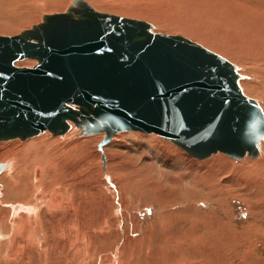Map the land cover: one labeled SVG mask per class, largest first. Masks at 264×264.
<instances>
[{"label":"rangeland","instance_id":"rangeland-1","mask_svg":"<svg viewBox=\"0 0 264 264\" xmlns=\"http://www.w3.org/2000/svg\"><path fill=\"white\" fill-rule=\"evenodd\" d=\"M86 1L97 11L148 21L153 32L184 36L226 58L242 76L244 94L264 111V0ZM72 3L0 0V35L19 34ZM37 63L23 59L17 66ZM73 126L76 143L65 138L72 129L64 135L49 131L38 147L24 152L25 158L41 150L51 164L24 162L28 166L15 178V156L1 159L14 170L0 168V264H264V140L257 158L236 160L218 152L199 159L156 133L123 131L104 146L107 176L98 148L105 133L85 135ZM35 137L10 140L29 148ZM217 156L224 160L208 164ZM4 179L15 180L14 189ZM53 192L62 197L55 202L60 208L50 200ZM23 203L26 208L18 209ZM33 204L41 206L33 212Z\"/></svg>","mask_w":264,"mask_h":264},{"label":"water","instance_id":"water-1","mask_svg":"<svg viewBox=\"0 0 264 264\" xmlns=\"http://www.w3.org/2000/svg\"><path fill=\"white\" fill-rule=\"evenodd\" d=\"M73 0L66 12L14 36L0 35V141L44 131L156 133L206 158L257 157L264 112L240 86L237 67L181 35ZM36 58L34 67L15 62ZM5 164L0 163V168Z\"/></svg>","mask_w":264,"mask_h":264},{"label":"bare ground","instance_id":"bare-ground-1","mask_svg":"<svg viewBox=\"0 0 264 264\" xmlns=\"http://www.w3.org/2000/svg\"><path fill=\"white\" fill-rule=\"evenodd\" d=\"M86 1V0H85ZM87 2V1H86ZM89 3V2H88ZM2 4V3H1ZM90 4V3H89ZM92 6V5H91ZM93 7V6H92ZM94 8V7H93ZM95 9V8H94ZM61 13V12H60ZM116 15V14H115ZM124 17V16H123ZM127 18H129V17H127ZM134 19V18H133ZM137 20H139V19H137ZM145 21V20H144ZM146 22H148V21H146ZM149 23V22H148ZM152 28H153V26H152ZM152 28H151V31H152ZM153 32V31H152ZM189 32V31H188ZM186 33V32H185ZM168 35H170V34H168ZM193 36H195V35H193ZM184 37V36H183ZM196 37L198 38V39H201L200 37H199V35H196ZM186 38V37H185ZM190 40V39H189ZM204 40V39H203ZM192 41V40H191ZM192 42H194V41H192ZM203 42V41H202ZM194 43H196V42H194ZM198 44V43H197ZM200 45V44H199ZM202 46V45H201ZM203 47V46H202ZM205 48V47H204ZM24 59H34V60H36L37 62H39L36 58H24ZM23 60V59H22ZM19 61V60H18ZM18 61H16L15 62V65L17 66V62ZM38 64V63H37ZM36 64V65H37ZM19 67V66H18ZM238 71V70H237ZM239 83H240V80H239ZM243 91V90H242ZM244 93V92H243ZM259 104V103H258ZM263 110V109H262ZM264 112V111H263ZM70 125H71V128L69 129V131L72 129V131L70 132V133H68V134H66V136H65V138L67 137V142L68 143H70V144H73V143H76V141L78 140V138H76V134H75V128H74V126H73V122H70ZM79 128V127H78ZM123 131H138V130H123ZM123 131H118V132H116L113 136H112V139H113V137L116 135V134H118L119 132H123ZM48 132L49 131H45L44 133L42 132V133H40V135L38 134V136L37 137H35V136H33V137H35V138H32L33 139V141H32V143H30L31 144V146H29V148H27L28 146H24V143L23 142H21V141H18V140H10V139H8L9 141H1L0 142V149H2V150H4V151H2V150H0V163H2L1 162V159H3L4 157H6V155L8 154V153H12L13 154V157L15 156V158L14 159H16V160H13V159H11V160H13V161H15V163H16V161H17V163H18V165L17 166H15V170H16V173H17V175H15V178L18 176V174H19V169L21 170V166L23 167V166H26V165H24V162H30V163H33V164H35V163H42L43 161H46L47 160V163L49 162V158H47V159H44V158H42L41 156H40V151L41 150H39V152H37V155H35L34 153V155L35 156H33V155H31V154H29V156L26 154V156H25V158H24V152L26 153L27 151H26V149H28V150H32L33 148H34V146H36L37 145V143H38V141H39V143L42 141V139L43 138H45V137H47V136H49L48 135ZM80 132H81V130H80ZM139 132H142V131H139ZM99 133H103V132H99ZM144 133H146V132H144ZM81 134H83V133H81ZM95 134H98V133H95ZM90 135H93V134H90ZM142 136V135H141ZM160 136V135H159ZM99 137H102V136H97V137H93L92 136V139H94V140H97ZM161 137V136H160ZM31 138V137H30ZM14 139H16V138H14ZM21 139V138H20ZM52 139V138H51ZM111 139V140H112ZM150 139V138H149ZM165 139V138H164ZM22 140H26V139H22ZM31 140V139H30ZM60 140H64V138L63 139H61L60 138ZM87 140V139H86ZM90 140V139H89ZM168 140V139H167ZM149 141V140H148ZM171 141V140H170ZM261 141H263V140H261ZM261 141H260V143H261ZM28 143H29V141H27ZM173 142V141H172ZM149 143H150V141H149ZM27 144V143H26ZM29 144V145H30ZM42 144V143H41ZM108 144V143H107ZM106 144V145H107ZM176 144V143H175ZM150 145V144H149ZM41 146V145H40ZM105 146V145H104ZM151 146V145H150ZM36 147H38V146H36ZM35 147V148H36ZM39 149V148H38ZM38 149H35V150H38ZM166 148H164V150H165ZM30 150V151H31ZM151 150V149H150ZM154 150V153L155 154H158L159 153V151H158V148H156V145H155V147H153L152 148V151ZM162 150V149H161ZM185 150V149H184ZM261 150V144H260V146H259V151ZM163 151V150H162ZM74 152V151H73ZM72 152V153H73ZM220 152V151H219ZM3 153V154H2ZM104 153H105V151H104ZM188 153V152H187ZM218 153V152H217ZM48 154V153H47ZM189 154V153H188ZM214 154V153H213ZM46 155V154H45ZM190 155V154H189ZM259 155H260V152H259ZM258 155V156H259ZM12 156V155H11ZM105 156H106V153H105ZM192 156V155H191ZM211 156V155H210ZM246 156H250V155H248V154H246L244 157H246ZM257 156V157H258ZM192 157H194V156H192ZM252 157V156H251ZM257 157H254V158H257ZM11 158V157H10ZM52 158V157H51ZM195 158H199V157H195ZM207 158V157H206ZM206 158H199V159H206ZM6 159V158H5ZM49 159V160H48ZM88 159V158H87ZM222 160H224V158H222V156H217V157H215V158H213V160L211 159V162L209 161L208 162V164H210V165H215V164H217V162H220V161H222ZM258 161V160H257ZM250 162V161H249ZM254 162V161H253ZM262 162V161H261ZM4 164H5V166H4V168H1V169H5V170H7L8 171V169H9V171H11L10 169H13V168H11L12 167V165L13 164H11V166H8V162H3ZM16 163V164H17ZM29 163V164H30ZM45 163V162H44ZM50 163V162H49ZM53 163V162H52ZM254 163H259V162H254ZM253 163V164H254ZM26 164V163H25ZM51 164V163H50ZM252 164V163H251ZM262 164V163H261ZM15 165V164H14ZM31 165V164H30ZM42 165V164H41ZM55 165V164H54ZM88 165V164H87ZM247 165H249V164H247ZM258 165H260V164H258ZM28 166V165H27ZM26 166V167H27ZM32 166V165H31ZM52 166V165H51ZM30 167V166H29ZM33 167V166H32ZM53 167V166H52ZM233 167V166H232ZM240 167V166H239ZM49 168H51V167H49ZM82 168V167H81ZM244 168V167H243ZM259 168V167H258ZM28 169V168H27ZM26 169V170H27ZM42 169V168H41ZM245 170H246V168H244ZM249 169H251L250 167H249ZM248 169V170H249ZM14 170V169H13ZM36 170V169H35ZM40 170V169H39ZM43 170H45V169H43ZM48 170V173H47V175H52L53 174V172H54V170H51V169H47ZM47 170L46 171H44L43 173H45V172H47ZM51 170V171H50ZM57 170V169H56ZM103 170H104V165H103ZM242 170V169H241ZM260 170V169H259ZM263 168H262V172H263ZM1 171V170H0ZM41 171V170H40ZM56 172V171H55ZM57 172H59V171H57ZM68 172V171H67ZM105 172V171H104ZM110 172L113 174L114 172L113 171H111L110 170ZM13 173V172H12ZM23 173H25L24 171H23ZM31 173V172H30ZM30 173H28V174H30ZM36 173L37 172H35V175H36ZM106 174H107V176H109V175H111L109 172H108V170H107V157H106V172H105ZM261 173V172H260ZM259 173V174H260ZM21 174H22V172H21ZM32 174V173H31ZM30 174V175H31ZM41 174V173H40ZM57 174V173H56ZM56 174H54V175H56ZM258 174V175H259ZM7 175V174H6ZM13 175H14V173H13ZM45 175V174H44ZM46 175V176H47ZM261 177H263L264 176V174L263 175H260ZM259 176V177H260ZM4 177H5V175H4ZM7 177V176H6ZM21 177H22V175H21ZM29 177V176H28ZM56 177V176H55ZM10 178V177H9ZM18 178V177H17ZM50 178V177H49ZM48 178V179H49ZM257 178V177H256ZM8 179V178H7ZM29 179H30V177H29ZM33 179V178H32ZM32 179H31V181H32ZM37 179V178H36ZM116 179H118V178H116ZM253 179V178H252ZM5 180V183H6V185H8V186H11V187H13V185H15L16 184V181L15 180H13V181H9V180H6V179H4ZM44 180V179H43ZM54 180V179H53ZM56 180V179H55ZM45 181H47V179L45 180ZM49 181H51V180H49ZM48 181V182H49ZM57 181V180H56ZM113 181H116V180H114L113 179ZM19 182H22V181H19ZM35 182H36V180H35ZM41 182V181H40ZM47 182V183H48ZM58 182V181H57ZM60 183H61V181H59ZM58 182V183H59ZM117 182H118V180H117ZM34 183V182H33ZM49 183H51V182H49ZM48 183V184H49ZM55 183V182H54ZM246 183V182H245ZM258 183V182H257ZM42 184V183H41ZM22 185V184H21ZM24 185V184H23ZM59 185V184H58ZM57 185V186H58ZM117 185H118V187L119 188H121V185H120V183H117ZM258 185V184H257ZM263 185V184H262ZM17 186H18V184H17ZM42 186V185H41ZM39 187H40V185L39 186H36V184H35V188H36V190L38 191L39 190ZM47 187V186H46ZM54 187V186H53ZM52 187V188H53ZM64 187V186H63ZM70 187V186H69ZM28 188V187H27ZM34 188V187H33ZM32 188V189H33ZM44 188V187H43ZM51 188V189H52ZM93 188V187H92ZM13 189H14V187H13ZM51 189H48V190H51ZM60 189V188H59ZM67 189V188H66ZM24 190H27L26 188L24 189ZM35 190V192H37ZM42 190V189H41ZM41 190H39L38 192H40ZM46 190V189H45ZM57 190V189H56ZM55 190V191H56ZM65 190V189H64ZM33 191V190H32ZM16 192V191H15ZM51 192V191H50ZM49 192V193H50ZM66 192V191H65ZM17 193V192H16ZM19 193H20V191H19ZM55 193H57V192H53L52 193V198L50 199V200H52L53 202H54V204L53 205H57V204H55V202L56 203H60L62 200H61V198L62 197H60V193L58 194H55ZM21 194V193H20ZM44 194H48V192L46 193V191L44 192ZM17 195V194H16ZM19 195V194H18ZM41 195V194H40ZM65 195V194H64ZM32 196V195H31ZM34 196V195H33ZM73 197H74V195H73ZM9 198V197H8ZM34 198V197H33ZM33 198H31V199H33ZM43 198H45L44 196H43ZM48 198V197H47ZM69 198V197H68ZM64 199V198H63ZM20 200V199H19ZM22 200V199H21ZM29 200V199H28ZM27 200V201H28ZM34 200H36V198L34 199ZM50 200H47V201H50ZM61 200V201H60ZM4 201V200H3ZM9 201V200H8ZM37 201V200H36ZM44 201V200H43ZM74 201V200H73ZM26 202V201H25ZM24 202V203H25ZM29 202H30V200H29ZM29 202H27V203H29ZM35 202V201H34ZM33 202V203H34ZM45 202V201H44ZM52 202V203H53ZM22 203V202H21ZM24 203L23 204H18L19 205V208L18 209H23L25 206H24ZM36 204H37V202H35ZM42 203V202H41ZM50 203V202H49ZM40 204V203H39ZM51 204V203H50ZM74 204V203H73ZM34 205V204H33ZM62 206H63V204H61ZM29 206V205H28ZM39 205H37V206H33L32 207V209L30 208V210H32L33 211V209H35V211H36V209H38V208H40V206L38 207ZM60 206V204L59 205H57V207L58 208H60L59 207ZM74 206V205H73ZM14 208H15V206H13ZM48 207V206H47ZM26 208V207H25ZM28 208V207H27ZM48 208H50V207H48ZM51 208H52V206H51ZM15 210V209H14ZM26 209H24V211H25ZM29 210V209H28ZM27 210V211H28ZM48 211H51V210H48ZM18 212V211H17ZM34 212V211H33ZM39 212V211H38ZM28 213H29V211H28ZM18 214V213H17ZM34 214V213H33ZM32 214V215H33ZM37 215V214H36ZM37 218V217H36ZM35 219V218H34ZM33 219V220H34ZM28 220H30V219H28ZM27 220V221H28ZM26 221V222H27ZM32 221V220H31ZM25 222V223H26ZM24 223V222H23ZM19 226V225H18ZM29 227H30V225H29ZM32 227V226H31ZM15 229H17V227L15 228ZM32 229H33V227H32ZM31 229V232L33 231ZM35 229V228H34ZM7 230V229H6ZM42 232V231H41ZM35 233V232H34ZM33 232H32V236H33V234H34ZM33 238V237H32ZM35 238V237H34ZM38 239V238H37ZM11 240V239H10ZM35 240V239H34ZM91 241V240H90ZM30 242H31V240H30ZM35 242H37V241H35ZM40 242V241H39ZM33 244V243H32ZM38 244V243H37ZM118 255L116 254V257H117ZM116 259V258H115ZM115 259H113L112 258V260H114V262H115ZM119 261V260H118ZM81 262H83V261H81ZM87 262V261H86ZM108 262V261H107ZM106 261H105V264L107 263ZM84 263V262H83ZM108 263H110V262H108ZM81 264V263H80ZM102 264V263H101ZM104 264V263H103ZM114 264V263H113Z\"/></svg>","mask_w":264,"mask_h":264}]
</instances>
